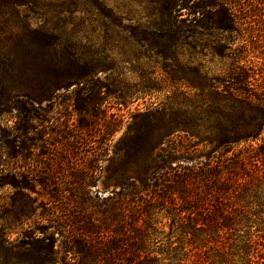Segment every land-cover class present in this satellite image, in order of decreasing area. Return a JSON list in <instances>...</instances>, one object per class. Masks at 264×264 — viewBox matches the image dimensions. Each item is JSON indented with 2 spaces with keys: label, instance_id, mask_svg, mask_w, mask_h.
<instances>
[{
  "label": "trees",
  "instance_id": "1",
  "mask_svg": "<svg viewBox=\"0 0 264 264\" xmlns=\"http://www.w3.org/2000/svg\"><path fill=\"white\" fill-rule=\"evenodd\" d=\"M139 2L146 18L128 17L107 0H0V96L8 105L50 101L54 91L82 93L84 82L101 83V72H111L107 90L119 108L145 104L177 85L190 98L177 107L151 103L131 114L122 142L130 169L122 175V190L108 199L121 231L112 238L95 222L77 223L56 207L38 215L29 196L12 184L19 176L37 178L46 193L51 175L19 174L0 159V188L13 186L0 205V264H58L61 255V261L71 256L78 264H143L126 226L137 227L144 214L167 203L182 234L198 237L213 229L212 242L222 250L231 248L238 209L246 200L264 216V85H254V67L242 64L245 51L230 43L236 34L258 33L260 19L253 18L252 8L264 11V0ZM208 57L218 59L220 69L206 68ZM4 107L0 104V117ZM88 116L81 107V130L89 127L83 124ZM122 118L117 114L116 121ZM176 136L208 140L221 150L242 143L248 148L228 158L225 171L220 163L187 166L181 163L191 159L188 153L164 148ZM7 146L0 140V149ZM246 184V195L237 202L230 189L235 194ZM56 226L62 230L58 250L49 231ZM260 245L246 244L249 264H264Z\"/></svg>",
  "mask_w": 264,
  "mask_h": 264
},
{
  "label": "rangeland",
  "instance_id": "2",
  "mask_svg": "<svg viewBox=\"0 0 264 264\" xmlns=\"http://www.w3.org/2000/svg\"><path fill=\"white\" fill-rule=\"evenodd\" d=\"M107 1L111 5H118L128 17L146 18V7L139 0ZM252 10L253 18L257 21L260 19L258 33L252 29L236 34L230 43L232 49L243 48L245 51L243 55L247 59L242 64L254 67L257 73L254 85H264L261 81V73L264 72V11L256 7ZM71 30L72 27H68L67 31ZM257 35L260 42L254 38ZM204 66L211 71L220 69L219 60L212 57L206 59ZM110 76L111 72H101V83L84 82L86 91H54L53 99L36 102L33 106L23 101H11L8 105L5 100L7 98L0 96V104L5 105V112L0 117V140L8 145L6 149H0V159L5 169L17 168L19 174L51 175V190L46 193L37 178L28 181L19 176L12 184L29 196L34 205L33 210H37L38 215L45 208L56 207L60 209V215L73 218L77 223L81 224L84 219L95 222L112 238L121 234V231H117L114 221L116 213L108 199L113 193L122 190V175H126L130 169L122 142L132 123L131 114L136 110L144 112L151 107V103H156L154 106L170 104L177 107L190 98L182 95L188 93L185 87L177 85L157 94L151 101L147 98L145 104L139 101L119 108L116 101L109 97L113 91L107 90L113 81ZM81 107L90 115L83 123L89 126L86 130H81ZM117 114L123 116L121 123L116 121ZM12 143H15L14 146H10ZM164 148L177 155L188 153L191 159L181 164L191 166L192 162H196L215 167L220 163L224 170L227 159L242 151L246 152L248 144L242 143L221 150L208 140H188L176 136L164 144ZM238 172L242 174L243 171ZM12 185L0 188V205L3 198L13 192ZM247 189L246 184L238 193L234 194V189H230V193L238 202L246 195ZM24 202L27 203L22 199V204ZM243 206L238 209L241 220L236 231L230 235L229 250L217 248V243L212 242L216 236L213 229L198 237L182 234L174 221L175 213L169 209V203L154 206L149 215L144 214L136 223L137 227L127 225L126 229L131 234L130 241L135 239L138 242L142 261H145L143 264H249L246 244L254 240L263 247L264 240L261 237H264V223L261 219L264 216H258L256 212L260 209L254 207L250 200H246ZM242 210L250 213L243 214ZM106 227L109 229L106 230ZM49 231L57 241L58 250L62 230L56 226ZM70 257L61 261V255L57 262L78 264Z\"/></svg>",
  "mask_w": 264,
  "mask_h": 264
}]
</instances>
